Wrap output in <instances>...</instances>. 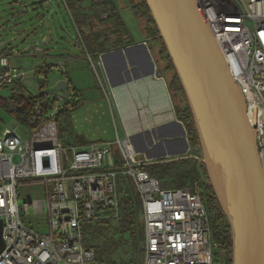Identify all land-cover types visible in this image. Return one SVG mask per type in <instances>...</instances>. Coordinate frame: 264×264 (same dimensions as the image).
<instances>
[{"label":"built area","instance_id":"built-area-1","mask_svg":"<svg viewBox=\"0 0 264 264\" xmlns=\"http://www.w3.org/2000/svg\"><path fill=\"white\" fill-rule=\"evenodd\" d=\"M197 1L244 95L264 173V0ZM10 59L0 54V90L20 84L26 75ZM99 80L114 112L107 81ZM44 104L46 113L40 117L35 109L31 115L35 129L26 130L24 136L9 129L0 133V220L5 244L0 264H115L98 260L82 225L121 218V178L133 183L142 202V264H220L219 244L197 190L162 188L145 171L128 134L117 129L113 142L65 145L57 122L63 106L49 99L42 100ZM25 184L41 186L43 199L21 202L19 188ZM31 214L47 216V223H42L46 232L24 223L23 217Z\"/></svg>","mask_w":264,"mask_h":264},{"label":"water","instance_id":"water-1","mask_svg":"<svg viewBox=\"0 0 264 264\" xmlns=\"http://www.w3.org/2000/svg\"><path fill=\"white\" fill-rule=\"evenodd\" d=\"M51 2L42 0L47 3L42 8L44 16L52 15ZM145 2L180 80L199 137L201 156L180 160H195L205 167L230 225L233 264H264V173L244 95L197 0ZM47 34L46 44L50 40ZM8 44L0 42V48ZM157 76L161 77L159 72ZM69 89V82L61 80L48 98L68 100L72 96ZM4 247L0 220V254Z\"/></svg>","mask_w":264,"mask_h":264},{"label":"crops","instance_id":"crops-1","mask_svg":"<svg viewBox=\"0 0 264 264\" xmlns=\"http://www.w3.org/2000/svg\"><path fill=\"white\" fill-rule=\"evenodd\" d=\"M23 1L14 0L11 7L18 13V17L14 18L16 22L22 23L18 27L20 40L32 42L33 46L35 45L34 49L39 45L37 53L42 54L40 66L35 68L33 74L53 66L50 75L53 76L55 71L62 72L65 77L59 81H68L69 88L73 89L76 95L79 94V97L82 92L78 88L83 77L81 78L77 68L71 69V65L68 68L69 63L78 62L89 56L90 53L87 52L86 55L85 52L87 47L84 40H87L94 50L99 47L106 48L103 51L100 49L97 53L98 65L103 72V83L107 81L113 95L114 112L106 95L107 106L104 105V108L109 107L111 118L114 120L116 116L119 119V126L114 127V131L108 135L102 134V137H99L102 141L89 142L84 139L88 131L80 129L81 125L75 124L77 136L82 138L79 140L81 142L79 147L111 142L112 138L115 139L117 129L121 135L128 134L140 158L144 160V167L176 162L190 156L188 138H183L184 125L177 118L165 78L156 74L155 60L147 47L141 23L129 7V0H60L65 9L79 10L80 18L71 17L72 25L69 29L68 24L60 21L57 11L51 9L52 15H43L42 8L47 6V3L43 4L42 0H27L25 3ZM30 4H35L37 12H41L32 24L30 20L22 21L26 13L24 11ZM112 14L119 15L120 19L111 20ZM70 28L76 31V35L69 38L76 41L74 46L81 50V56L72 54L65 47ZM119 29L121 33L118 34ZM47 33L50 39L48 44ZM0 54H8L11 58V53L5 50ZM17 87L23 88L22 82ZM88 105L89 103L85 101L75 112L86 106L87 110H92V106ZM107 115L109 120L110 114ZM6 129L16 130L21 135L26 134L27 130L15 120Z\"/></svg>","mask_w":264,"mask_h":264},{"label":"trees","instance_id":"trees-1","mask_svg":"<svg viewBox=\"0 0 264 264\" xmlns=\"http://www.w3.org/2000/svg\"><path fill=\"white\" fill-rule=\"evenodd\" d=\"M129 7L135 18L141 23V31L143 30L145 39L155 40L159 43L162 60L166 62L164 69L166 71V76H164L161 71L160 74L166 80L175 113L178 120L183 123L187 133V138L191 149L190 156H199L201 154L200 142L191 110L187 103L180 80L172 65V61L168 56L164 42L159 37L158 29L151 17L146 2L145 0H129ZM110 19L116 20L120 19V17L119 15L112 14ZM119 33H121L120 29L118 31V34ZM120 40H123V38H120ZM86 49L90 53L88 55L92 57V53L88 48ZM96 49L94 51L96 55H98L97 53L100 51V49L103 51L106 48L99 47L98 50ZM52 68L53 66L48 69H43L39 72V74L45 78V82L40 85V90L37 96L26 92L24 88H19L17 87L18 85H16L11 90V95L9 98H0L1 107L5 110H10V114L12 115L13 119L17 121L20 126L27 130L31 131L35 128V122L31 121V115L35 109H38L40 112V117L48 110L46 104L42 105V100H48V97L51 94V92H48V90L47 92L43 93V90L47 88L46 80L52 72ZM70 90L72 92V96L68 100L63 101V110L57 116L59 134L61 126L68 123L76 109L85 102L77 97L73 89ZM168 167H170L172 170L180 167L186 169L190 173L198 175L200 180L196 186L198 189H202V194L200 192L199 193L202 195V199L211 222L213 238L219 244V253H221L222 258L226 259L228 264H233L232 235L230 225L216 198V195L208 179L205 167L195 160L184 159L176 162L147 166L144 168L149 169L147 172L152 177L156 178L159 181L161 187L164 189L188 187L184 185V183L181 184L179 182L166 184V177L169 176L167 172ZM125 181H127L129 185L127 191L126 188L123 187V183L119 185L121 218L115 221L116 224H111V222L114 221L111 219H101L99 221H94V228L91 232L87 233L89 238L88 241H90L92 245L91 248L97 249L98 252L96 253L98 260L101 262H110L115 264H138L144 255L145 232L141 198L133 183L126 178ZM197 188L194 187V191H198ZM99 241H102L101 245H99ZM126 246H129L130 250L134 252V257H132V259H130L128 262L124 260L116 261L114 255L117 254L120 249L125 248Z\"/></svg>","mask_w":264,"mask_h":264},{"label":"rangeland","instance_id":"rangeland-1","mask_svg":"<svg viewBox=\"0 0 264 264\" xmlns=\"http://www.w3.org/2000/svg\"><path fill=\"white\" fill-rule=\"evenodd\" d=\"M13 1L14 0H0V42H5V43L9 42L7 46L0 49V52L2 50H5L8 53H11V59H10L11 65L13 67L21 69L26 74L22 80L24 90L32 95H38L40 90V85L45 82V78L42 75H39V73L37 72L35 74L33 73L35 68L37 66H40L39 65L41 62L40 57L42 56V54L37 53L39 49V45H36V48L34 49L32 42L27 40L26 41L20 40L18 27L22 25V23L21 21L16 22L17 20L14 19L15 17H18V13L17 11H15V9H12L11 7ZM23 2L25 3L27 2V0H24ZM62 3L60 0H52L51 2L52 10L57 11L60 21H63V23L68 24V29H69V26L72 25L71 17H73L74 19L80 18L79 10L71 9V11H69L67 8L65 9L63 7ZM24 12L26 13L23 15L24 18L22 19V21L30 20L32 21L31 24L33 23L37 14L39 13L36 10L35 4L28 5L27 9ZM129 29L131 28L129 27ZM69 31L70 32L68 34V43L66 46L65 44L63 45L67 49H69V51H71L72 54L81 56L82 55L81 50L79 48L76 49V46H74L76 41L72 40V38L71 39L69 38L76 35V31L73 30L72 28H70ZM84 45L92 53V57L88 58V56H86L87 58L86 57L84 59L82 58L81 60H78V62L74 61L72 63H69L68 68H70L71 66H72L71 69L77 68L81 74V78L83 77L78 88L83 93V95L81 93V96L78 97L79 95L78 94L77 97L80 98L82 101H86L87 103H89V105L92 106L91 107L92 110L91 109L87 110V106L84 107L82 110L74 113L72 120L70 119L68 123L63 124L61 126L60 138L62 142H64V144L69 147H79V145L81 144L79 140H81L82 138H79L77 136V132L75 131V124L76 126L81 125L80 129L88 131L84 139L89 142H93V141L99 142L101 140L99 139V137H102V134L108 135L109 132L111 133V131L112 132L114 131L113 130L114 127L119 126V119L115 116L113 120V117L111 118V112L109 107L107 109L104 108V105L107 106V102L105 100V93H104L105 91L103 89L101 81L99 80V78L100 79L103 78V72L98 65L99 58L96 55L94 48L89 45V42L87 40H84ZM147 47H149L151 56L155 60L157 66L156 74L158 73V69H159V72L161 71L162 74L165 75L166 71L164 69L166 62L162 60L159 43L155 40H147ZM85 52L87 55L88 51L86 49ZM63 76L64 75H62V72H57V71H55L53 76L49 75L46 80L47 88L44 89L43 92L45 93L48 90V92L52 93L55 90L58 81L62 79ZM12 89L13 87L1 89L0 98H9ZM49 100L52 104H60V105L64 104L63 101H65V100L54 101L52 97H50ZM170 107L173 110L171 103H170ZM107 114H110L109 120ZM13 121L14 119L10 114V110H5L0 105V133H3L4 130L8 128ZM183 131L185 134V137L183 138L185 139L186 133L185 130ZM113 141L114 138H112L111 142ZM200 156L201 155H199V157ZM169 168L170 167L167 168V172L169 176L166 177V184L179 182L181 184L184 183V185L188 186V188L191 189H193L194 187L197 188L196 184L200 180L198 175L194 173H190L186 169L180 167H177L176 169L173 170ZM144 169L145 171H149V169L147 168ZM119 183L120 184L123 183V187L126 188V191L128 190L129 185L128 182L125 181V178H121L119 180ZM198 192L202 194V189L199 188ZM19 195L21 198V202L23 201L29 202L31 200L37 201L43 199L44 190L41 186L24 185L19 188ZM23 221L29 228L35 229L38 232H46V228H44V226L42 225V223L44 225L47 223L46 215L37 216L31 214L28 216H24ZM111 224H116V222L112 221ZM94 226H95V222L93 223L88 222L82 225V229L85 234L86 243H88V246L90 247L92 245L91 242L88 241L89 238L87 233L91 232ZM98 243L99 245H101L102 241H99ZM94 249L96 252H98L96 248ZM134 255L135 254L130 250V247L126 246L125 248L120 249V251L114 255V258L116 261L124 260L128 262L130 259H132V257H134ZM142 262H143V258L138 262V264H142Z\"/></svg>","mask_w":264,"mask_h":264},{"label":"flooded vegetation","instance_id":"flooded-vegetation-1","mask_svg":"<svg viewBox=\"0 0 264 264\" xmlns=\"http://www.w3.org/2000/svg\"><path fill=\"white\" fill-rule=\"evenodd\" d=\"M220 264H228V262L226 261V259L222 258V259L220 260Z\"/></svg>","mask_w":264,"mask_h":264},{"label":"clouds","instance_id":"clouds-1","mask_svg":"<svg viewBox=\"0 0 264 264\" xmlns=\"http://www.w3.org/2000/svg\"><path fill=\"white\" fill-rule=\"evenodd\" d=\"M37 96V95H36Z\"/></svg>","mask_w":264,"mask_h":264}]
</instances>
